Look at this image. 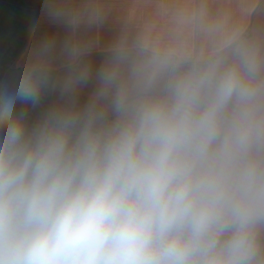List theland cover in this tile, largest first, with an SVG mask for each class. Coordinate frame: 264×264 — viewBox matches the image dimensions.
I'll return each mask as SVG.
<instances>
[{
  "label": "clouds",
  "instance_id": "clouds-1",
  "mask_svg": "<svg viewBox=\"0 0 264 264\" xmlns=\"http://www.w3.org/2000/svg\"><path fill=\"white\" fill-rule=\"evenodd\" d=\"M95 79L31 123L47 74L0 93V264H264V53L137 36Z\"/></svg>",
  "mask_w": 264,
  "mask_h": 264
},
{
  "label": "crops",
  "instance_id": "crops-1",
  "mask_svg": "<svg viewBox=\"0 0 264 264\" xmlns=\"http://www.w3.org/2000/svg\"><path fill=\"white\" fill-rule=\"evenodd\" d=\"M19 5L22 41L11 46L8 35L0 42L5 47L1 63L12 65L1 93H14L26 76L50 77L38 105L16 103L30 123L73 98L86 103L97 86L96 71L125 39L144 36L161 45L187 42L207 48L222 33H237L264 53V0H37ZM33 5L36 9L28 12ZM86 69L91 77L74 93L65 92L69 79Z\"/></svg>",
  "mask_w": 264,
  "mask_h": 264
},
{
  "label": "rangeland",
  "instance_id": "rangeland-1",
  "mask_svg": "<svg viewBox=\"0 0 264 264\" xmlns=\"http://www.w3.org/2000/svg\"><path fill=\"white\" fill-rule=\"evenodd\" d=\"M34 1L36 2L37 0H0V42L4 43L8 35L11 46H13L12 42L17 44L22 41L23 26L21 21L23 13L19 4L23 2L31 3ZM34 9H36L34 5L32 7H28V12ZM3 45H0V50L3 48L5 49Z\"/></svg>",
  "mask_w": 264,
  "mask_h": 264
},
{
  "label": "built area",
  "instance_id": "built-area-1",
  "mask_svg": "<svg viewBox=\"0 0 264 264\" xmlns=\"http://www.w3.org/2000/svg\"><path fill=\"white\" fill-rule=\"evenodd\" d=\"M11 68L12 65L0 63V93L2 92L3 81Z\"/></svg>",
  "mask_w": 264,
  "mask_h": 264
},
{
  "label": "trees",
  "instance_id": "trees-1",
  "mask_svg": "<svg viewBox=\"0 0 264 264\" xmlns=\"http://www.w3.org/2000/svg\"><path fill=\"white\" fill-rule=\"evenodd\" d=\"M4 61V58H0V63Z\"/></svg>",
  "mask_w": 264,
  "mask_h": 264
}]
</instances>
